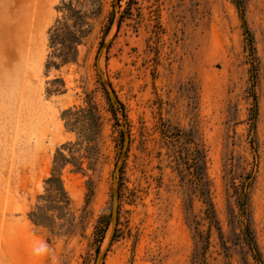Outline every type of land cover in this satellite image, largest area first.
<instances>
[{
  "label": "rangeland",
  "instance_id": "1",
  "mask_svg": "<svg viewBox=\"0 0 264 264\" xmlns=\"http://www.w3.org/2000/svg\"><path fill=\"white\" fill-rule=\"evenodd\" d=\"M0 264H264V0H0Z\"/></svg>",
  "mask_w": 264,
  "mask_h": 264
},
{
  "label": "trees",
  "instance_id": "2",
  "mask_svg": "<svg viewBox=\"0 0 264 264\" xmlns=\"http://www.w3.org/2000/svg\"><path fill=\"white\" fill-rule=\"evenodd\" d=\"M245 32L248 33V30L245 29ZM48 186V196L51 197L53 194V198L57 201H62L63 204H68V196L66 192L64 191V188L62 186V182L60 179V176L58 174L52 173L51 177L47 180ZM112 213V208H111ZM32 220L35 224H42V220L38 215L32 214ZM104 229L99 228L96 231V237L98 239L103 238Z\"/></svg>",
  "mask_w": 264,
  "mask_h": 264
},
{
  "label": "water",
  "instance_id": "3",
  "mask_svg": "<svg viewBox=\"0 0 264 264\" xmlns=\"http://www.w3.org/2000/svg\"><path fill=\"white\" fill-rule=\"evenodd\" d=\"M116 201H117V198L116 197H113L112 199V214L115 212V209H116Z\"/></svg>",
  "mask_w": 264,
  "mask_h": 264
}]
</instances>
